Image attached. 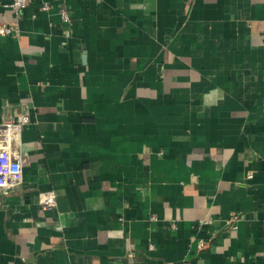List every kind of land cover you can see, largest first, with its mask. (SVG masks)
<instances>
[{
    "label": "crops",
    "instance_id": "crops-1",
    "mask_svg": "<svg viewBox=\"0 0 264 264\" xmlns=\"http://www.w3.org/2000/svg\"><path fill=\"white\" fill-rule=\"evenodd\" d=\"M11 1L0 264H264V0Z\"/></svg>",
    "mask_w": 264,
    "mask_h": 264
},
{
    "label": "built area",
    "instance_id": "built-area-1",
    "mask_svg": "<svg viewBox=\"0 0 264 264\" xmlns=\"http://www.w3.org/2000/svg\"><path fill=\"white\" fill-rule=\"evenodd\" d=\"M28 0H12L8 7L19 13L26 7ZM53 5L49 1L42 3V8L46 11L51 10ZM57 12L65 23H70L72 17L67 8L63 6L57 7ZM17 31L13 23L0 22V35H10ZM30 121L28 114H23L19 120L14 118L5 119L0 122V190L8 192L12 188L19 185L23 180V166L25 162L24 156L14 147V140L23 130L25 125ZM39 200L46 210H52L56 205V193L54 190L40 192ZM211 218L206 217L200 221V225L211 223ZM237 221L236 216H231L228 223L234 227ZM207 244V240L201 239L199 247L203 248Z\"/></svg>",
    "mask_w": 264,
    "mask_h": 264
}]
</instances>
